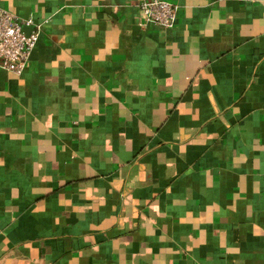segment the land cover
<instances>
[{
    "label": "crops",
    "instance_id": "1",
    "mask_svg": "<svg viewBox=\"0 0 264 264\" xmlns=\"http://www.w3.org/2000/svg\"><path fill=\"white\" fill-rule=\"evenodd\" d=\"M0 0V264H264V0Z\"/></svg>",
    "mask_w": 264,
    "mask_h": 264
},
{
    "label": "built area",
    "instance_id": "2",
    "mask_svg": "<svg viewBox=\"0 0 264 264\" xmlns=\"http://www.w3.org/2000/svg\"><path fill=\"white\" fill-rule=\"evenodd\" d=\"M139 16L145 23L171 28L178 16V6L166 0H152L139 5ZM32 20H21L0 6V67L22 74L35 48L39 33H27L24 26Z\"/></svg>",
    "mask_w": 264,
    "mask_h": 264
}]
</instances>
